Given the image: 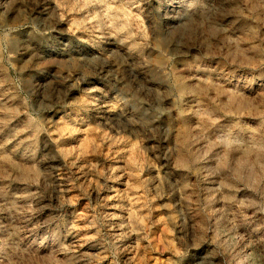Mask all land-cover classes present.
Here are the masks:
<instances>
[{"label":"rangeland","instance_id":"1","mask_svg":"<svg viewBox=\"0 0 264 264\" xmlns=\"http://www.w3.org/2000/svg\"><path fill=\"white\" fill-rule=\"evenodd\" d=\"M0 264H264V0H0Z\"/></svg>","mask_w":264,"mask_h":264}]
</instances>
